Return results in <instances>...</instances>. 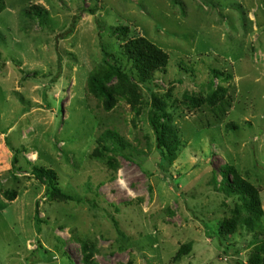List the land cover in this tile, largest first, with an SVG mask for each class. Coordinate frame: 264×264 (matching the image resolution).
<instances>
[{
	"label": "rangeland",
	"instance_id": "1",
	"mask_svg": "<svg viewBox=\"0 0 264 264\" xmlns=\"http://www.w3.org/2000/svg\"><path fill=\"white\" fill-rule=\"evenodd\" d=\"M3 1L0 264H264V0ZM137 38L168 59L145 79L124 52ZM104 60L129 76L106 83L109 109L90 85Z\"/></svg>",
	"mask_w": 264,
	"mask_h": 264
},
{
	"label": "trees",
	"instance_id": "2",
	"mask_svg": "<svg viewBox=\"0 0 264 264\" xmlns=\"http://www.w3.org/2000/svg\"><path fill=\"white\" fill-rule=\"evenodd\" d=\"M4 8V1L0 0V13ZM31 12L37 20H40L41 22L44 21L43 15L45 11H42L38 7H32ZM117 29L123 31V33L128 31L127 28ZM117 29H115V31H117ZM124 52L128 56V60L133 61V65L137 68L144 79L149 78L153 73L164 68L168 60L166 54L143 38L129 40L124 46ZM103 54L105 55L106 53L103 52ZM103 64L106 66L105 71L99 76H93L90 79V85L91 92L96 95L98 99L103 100L106 108L109 109L114 105V97L111 90L106 86V83H108L113 77L119 79V81H129V76L126 72L122 71L118 65H113L106 60L103 61ZM161 118L162 117L158 115L155 117V121L152 122L153 132L156 136V149L159 151L163 159L171 161L174 159L175 151H177L179 143L176 139V134L173 131L165 132L163 130L164 126L160 123ZM104 138L106 141H110L116 150L126 146L124 139L115 132H106ZM222 176L221 190L224 193L238 195L242 200L247 198L245 196L249 195L251 197L249 206L253 209L255 216L253 219L245 220V224L254 228H259L258 223L262 211L259 208V203L256 198L257 193L249 183L240 179L234 167H226ZM51 193L52 191L48 190L46 196L49 197ZM39 224L40 221L36 215L35 226H38ZM233 229V220L221 224L222 232L229 233ZM41 251L42 247L38 243L35 252L39 253Z\"/></svg>",
	"mask_w": 264,
	"mask_h": 264
}]
</instances>
